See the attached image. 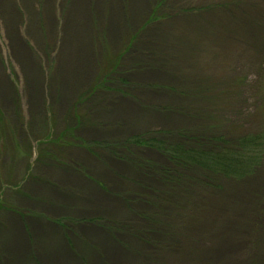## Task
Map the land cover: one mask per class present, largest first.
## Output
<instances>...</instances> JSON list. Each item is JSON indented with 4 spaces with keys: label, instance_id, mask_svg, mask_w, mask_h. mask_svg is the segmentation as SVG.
<instances>
[{
    "label": "rangeland",
    "instance_id": "rangeland-1",
    "mask_svg": "<svg viewBox=\"0 0 264 264\" xmlns=\"http://www.w3.org/2000/svg\"><path fill=\"white\" fill-rule=\"evenodd\" d=\"M158 1L0 0V264H143L149 254H161L149 264H264V166L212 223L190 230L189 212L168 217L178 239L180 228L196 238L188 249L160 253L106 226L138 221L130 204L152 208L139 200L148 193L136 186L135 170L90 147L194 127L196 103L184 92L196 84L240 88L226 117L242 125L263 104L264 22L255 57L238 33L219 30L213 13L167 19V7L147 32L159 44L144 35L131 67L116 72L133 90L105 84Z\"/></svg>",
    "mask_w": 264,
    "mask_h": 264
},
{
    "label": "trees",
    "instance_id": "trees-1",
    "mask_svg": "<svg viewBox=\"0 0 264 264\" xmlns=\"http://www.w3.org/2000/svg\"><path fill=\"white\" fill-rule=\"evenodd\" d=\"M258 1L257 8L255 4ZM261 1L159 0L153 20L142 28L137 38L133 39L126 51L127 54L121 55L120 62L113 66V72L106 71L104 83L113 85L119 80L122 86L127 88L125 90L119 88L121 93L133 90L129 82L118 78L119 74L116 72L123 64L131 67L132 60L139 56L137 49L142 38L144 35L147 36L149 27L156 24L155 15L164 12L165 7L167 19L177 13L196 15L213 13L218 16L215 19L216 25H220L219 30L224 31V35L237 38L235 33H238V39L245 45V50L253 52L255 57H260V48L256 44L260 39L256 38V34L263 33L257 27L258 23L264 22V1ZM148 40L150 42L152 40L155 45L159 44L150 36H147ZM157 59L159 54L156 55ZM260 65L261 63L257 62V66ZM218 85L213 81L202 89L204 85L196 84L194 88H197V91L184 92L196 103L191 115L197 123L190 129L120 138L89 148L93 154L110 156L126 162L142 177L136 181V186L148 193V196H139V200L149 203L151 211L139 212L130 204V211L137 214L138 221L128 224L122 221L107 223L106 226L112 232L128 233L136 239L144 240L143 242H147L151 247L158 248L160 253L164 254L177 252L176 249H188L191 242L194 245V241H197L196 238L191 234V237H186L184 232L188 230L181 228L179 230L178 226L177 229L181 233L178 239L174 229L168 226L170 225L168 217L173 212H177L178 215L189 212L192 214L190 220L193 221L190 230L197 228L202 222L212 223L223 215L227 204L231 205L236 197L248 188L247 184L252 177L263 169L264 97L260 98L263 104L259 110L250 117L247 125H242L226 117L227 113L235 110L234 107L241 100L240 88L232 86L228 90L219 91ZM145 151L159 155L163 162L146 158ZM188 207L191 209L187 210ZM165 219L167 220L164 221ZM255 221H259V218ZM187 226L189 223L184 227ZM151 233L153 235L158 233L163 239L166 236L170 240L160 242L165 240L161 238L160 241L155 240ZM173 236H176V240ZM160 255L157 258L151 254L144 256L142 263L149 264L154 259L158 260ZM193 256L198 257V252Z\"/></svg>",
    "mask_w": 264,
    "mask_h": 264
},
{
    "label": "bare ground",
    "instance_id": "bare-ground-1",
    "mask_svg": "<svg viewBox=\"0 0 264 264\" xmlns=\"http://www.w3.org/2000/svg\"><path fill=\"white\" fill-rule=\"evenodd\" d=\"M121 258L123 259V257L120 254H118L116 252H111V259L113 261L119 262L120 260H122Z\"/></svg>",
    "mask_w": 264,
    "mask_h": 264
}]
</instances>
